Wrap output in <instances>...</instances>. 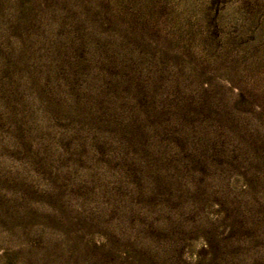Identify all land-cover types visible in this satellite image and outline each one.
<instances>
[{
	"label": "rangeland",
	"instance_id": "1",
	"mask_svg": "<svg viewBox=\"0 0 264 264\" xmlns=\"http://www.w3.org/2000/svg\"><path fill=\"white\" fill-rule=\"evenodd\" d=\"M0 264H264V0H0Z\"/></svg>",
	"mask_w": 264,
	"mask_h": 264
}]
</instances>
